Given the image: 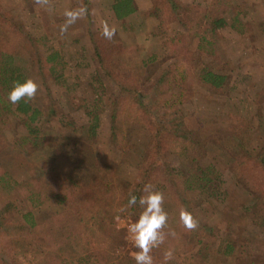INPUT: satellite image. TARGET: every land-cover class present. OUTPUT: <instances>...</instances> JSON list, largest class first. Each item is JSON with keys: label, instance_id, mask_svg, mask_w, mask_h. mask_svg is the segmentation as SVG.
<instances>
[{"label": "trees", "instance_id": "trees-1", "mask_svg": "<svg viewBox=\"0 0 264 264\" xmlns=\"http://www.w3.org/2000/svg\"><path fill=\"white\" fill-rule=\"evenodd\" d=\"M13 1L0 0V152L10 145L7 133L12 131L14 144L35 154L38 164L32 176L16 184L23 197L22 219L13 217L14 201L0 210V264H136L132 251H118L114 257L115 243L123 240L118 238L116 221L125 216L138 220L143 208L138 202L128 207V201L130 195L139 201L149 183L165 194L164 231L176 233L152 250L153 257L159 254L154 264L164 261L166 249L178 259L186 258L187 264H217L219 254L233 255L238 241L198 216L204 202L222 197L221 173L208 157L211 144L222 150L229 146L226 154L244 196L245 217L253 227L264 229V132L258 140L251 138L252 120L233 116L231 124L221 126L227 132L226 145L215 137L198 136L186 122L182 86L195 79L213 92L225 87L233 66L221 50L220 31L227 26L246 28L250 23L246 16L251 10L256 13L253 3L211 0L202 6L150 0L148 7L139 9L136 0H111L110 9L125 30H133L136 22L145 25L140 37L155 47L144 53L117 30L111 40L101 29L90 30L89 58L74 65L76 80L70 83L63 73L58 75L61 51L50 50L51 46L42 50L36 32L27 28L21 10L35 0ZM90 1L77 0V5L89 12ZM44 7H34L35 14ZM257 23L264 30L262 20ZM28 78L45 90L39 88L33 101L13 105L7 97L14 82ZM52 81L69 91L78 89L80 100L90 102L91 121L82 129L87 137L96 136L99 109L110 116L112 145L131 132L132 146L141 152L135 177L124 176L119 167L97 180L91 177L92 181L77 174L83 157L76 151L80 141L68 148L54 128L43 127L46 121L61 118ZM4 180L0 171V182ZM181 210L198 219L196 230L184 228Z\"/></svg>", "mask_w": 264, "mask_h": 264}, {"label": "rangeland", "instance_id": "rangeland-1", "mask_svg": "<svg viewBox=\"0 0 264 264\" xmlns=\"http://www.w3.org/2000/svg\"><path fill=\"white\" fill-rule=\"evenodd\" d=\"M7 1L14 2L13 0ZM181 1L202 6L211 2V0ZM231 1L253 3L256 13L251 10L246 16L245 19L250 21L246 28L236 30L227 26L220 31L221 50L233 66L225 87L218 92H213L195 79H188L182 84L186 94L187 125L196 131L198 136L215 137L214 141L217 140L223 145L228 143L227 132L222 131L221 126H224L226 121L231 124L233 116L252 120L253 127H250L248 131L251 138L255 136L258 140L262 136L261 132H264V32H262L264 30L257 23L259 20L264 23V0ZM150 3V0H136L139 9L148 7ZM27 4L26 8L21 10L27 28L36 32L35 35L41 40L42 50L47 51V47L51 46L53 48L50 50L61 51L64 58L57 62L58 75L63 73L70 83L76 80L77 72L74 65L76 66L81 59L89 58L90 30H103L104 23L114 26L122 38L131 41V44H135L144 53L155 47L152 42L140 37L144 34L145 25L136 22L133 30H125L124 24L122 25L115 18L110 9L111 0H91L88 14L70 25L64 34L60 31L61 26L66 22L64 13L67 10L78 8L77 0H55L43 10L39 9V13L36 14L37 10L34 7L41 5L35 2ZM127 26H129L128 23ZM84 79H87L85 75ZM152 82L153 79L149 81V83ZM52 84L50 86L52 96L57 101L61 118L46 121L43 127L54 128L59 140H64L66 144L69 143L66 145L68 148H71L76 140L80 141L78 142L80 146L77 145L76 151L78 150L77 153L83 157L79 166L80 171L77 174L87 181H92L91 177L97 180L110 168L119 167L124 176L135 177L141 152L132 146L131 132L122 134L117 143L112 145L110 143V116L103 109H99L96 113L99 114L101 121L96 136L87 137L82 129L91 121V110L88 108L90 102L80 100L82 93L78 89L69 91L62 83L52 81ZM93 87L99 91L96 84H93ZM143 87L146 89V86ZM7 134L11 143L0 152V171L5 178L0 182V210L7 202L14 201L16 208L13 211V217L22 219L23 197L16 184L34 174L38 158L35 154L21 151L14 144L15 135L12 131H8ZM208 150V157L220 171L224 182L221 188L222 197L204 202L199 209L198 216L201 221L215 225L222 235L238 241L236 252L230 256L219 254L217 264L219 260L223 262L222 264H238L239 261L243 264H264V229H260L259 226L253 227L248 222L250 218L245 217L242 209L244 196L241 194L242 190L235 184V176L230 168L232 162L226 154L229 146L222 150L221 147L211 144ZM134 222L136 221L130 216L117 219L118 238L121 237L123 240L115 243L114 257L118 251H132L133 254L138 251L128 239L127 232L128 226ZM158 258L159 254L156 253L153 260ZM173 258L175 259L169 260L167 264H178L179 261L181 264H187L188 261L184 257L176 258L174 252ZM158 264H164V261Z\"/></svg>", "mask_w": 264, "mask_h": 264}, {"label": "clouds", "instance_id": "clouds-1", "mask_svg": "<svg viewBox=\"0 0 264 264\" xmlns=\"http://www.w3.org/2000/svg\"><path fill=\"white\" fill-rule=\"evenodd\" d=\"M35 3L47 6L49 5V0H35ZM87 14L88 9L84 5L65 11L66 22L60 28L61 34L66 33L70 25ZM102 29V35L106 39L111 40L116 35L114 26L104 23ZM39 88L40 85L32 78H28L23 83L14 82L7 99L13 105L18 104L21 100L26 103L33 101L36 99ZM143 192L144 195L139 198V201H137L135 195H130L128 201V207L135 206L138 202L143 208L138 220L128 226V239L138 249L133 256L136 264H154L153 256L151 255L152 250L164 244L169 235L175 237L176 233L175 231L167 233L164 231L168 225V213L164 208L165 194L162 191L155 190L151 183L144 186ZM179 218L184 228L188 231L196 230L199 227L198 219L187 210H181ZM172 258L173 251L169 249L164 253V264H167Z\"/></svg>", "mask_w": 264, "mask_h": 264}]
</instances>
